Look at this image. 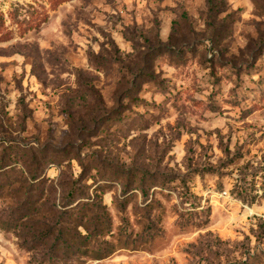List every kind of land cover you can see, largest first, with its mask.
Returning <instances> with one entry per match:
<instances>
[{
  "label": "rangeland",
  "instance_id": "374dc122",
  "mask_svg": "<svg viewBox=\"0 0 264 264\" xmlns=\"http://www.w3.org/2000/svg\"><path fill=\"white\" fill-rule=\"evenodd\" d=\"M212 1L0 0V143L48 150L111 251L66 264H264V0Z\"/></svg>",
  "mask_w": 264,
  "mask_h": 264
},
{
  "label": "trees",
  "instance_id": "16d2710c",
  "mask_svg": "<svg viewBox=\"0 0 264 264\" xmlns=\"http://www.w3.org/2000/svg\"><path fill=\"white\" fill-rule=\"evenodd\" d=\"M208 7L217 13L212 0ZM5 143H0V229L14 234L21 247L34 253L30 264H66L77 256L99 260L111 253L105 252L106 245L91 242L92 199L84 192L74 197L76 181L57 197L63 184L45 178L46 168L55 163L48 150ZM95 226L101 229L103 224L97 219Z\"/></svg>",
  "mask_w": 264,
  "mask_h": 264
},
{
  "label": "built area",
  "instance_id": "2783aa9c",
  "mask_svg": "<svg viewBox=\"0 0 264 264\" xmlns=\"http://www.w3.org/2000/svg\"><path fill=\"white\" fill-rule=\"evenodd\" d=\"M263 221H264V218H263Z\"/></svg>",
  "mask_w": 264,
  "mask_h": 264
}]
</instances>
